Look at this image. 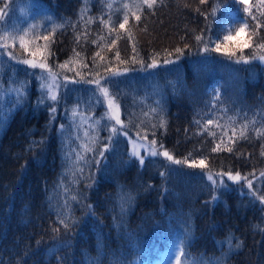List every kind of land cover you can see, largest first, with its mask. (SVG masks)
Segmentation results:
<instances>
[{"label": "trees", "instance_id": "trees-1", "mask_svg": "<svg viewBox=\"0 0 264 264\" xmlns=\"http://www.w3.org/2000/svg\"><path fill=\"white\" fill-rule=\"evenodd\" d=\"M137 2L0 0V11L6 10L8 26L19 29L20 34L28 30L25 40L30 50L43 47L47 42L42 36L52 33L48 63L59 78L66 75L80 79L76 75L79 71L85 79H93L96 73L104 76L107 68L130 69L116 77L117 83L110 87L121 106V119L132 121L126 129L129 136H136L137 131L145 135L143 129H148V140L162 142L176 159L191 152L189 159L206 156L214 173H254L259 177V195H264V177L260 176L264 171V135L255 131L264 133V65L256 62L264 50L245 49V56L257 57L248 64H235L211 52L200 56L202 46L197 45L195 36L204 28L205 19L196 9L209 11L211 0L204 5L199 0H159L154 11L145 7L142 14L136 8H124L125 3ZM250 2L258 15V0ZM70 6L71 12L58 14L60 7ZM125 11L129 23L122 30L119 23ZM133 12L141 15L139 21ZM32 25L39 27L30 28ZM216 28L213 21V31ZM259 31L264 36V28ZM113 39L116 45H111ZM8 43L9 51L20 58H32L20 48L18 39L15 44L11 40ZM134 45L138 55L133 52ZM176 48L183 51L178 60ZM116 51L119 59L115 58ZM97 52L105 59L95 56ZM69 58V67L75 70L59 69L58 65ZM3 59L8 60L7 56ZM165 59L174 62L164 64ZM153 60L158 67L147 68ZM30 73L26 65L15 61L0 69L4 89L9 87L10 77L27 84L18 106L13 107L14 94L3 97L0 264H154L163 261L176 240L179 243L185 238L190 244L185 251L193 258L213 262L223 258L224 264H264V205L253 203L229 187L213 191L200 168L171 163L162 157L146 158L141 166L129 155L124 136H119L111 150L100 157L98 149L108 143L109 135L103 128L97 151L83 153L88 163L77 162L80 145L86 142L87 124L81 126L80 116L73 118L72 110L76 107L86 117L100 119L106 112L103 98L97 104L95 85L67 83L58 92L60 99L53 115L52 101L38 103L39 81ZM216 92L220 100L214 105ZM153 108L162 112L153 113ZM161 116L166 127H159ZM229 117H236L234 127L243 124L245 117L255 120L249 126L248 139L236 140L232 127L224 134L222 126L229 123ZM207 119L214 123L206 125ZM197 120L201 125L196 124ZM108 123L101 120L102 125ZM137 124L142 128L138 129ZM153 124L157 125L155 129ZM236 131L238 134L239 127ZM229 138L234 142L233 152L211 151L221 139L222 147L231 146ZM61 213L68 217L70 228L59 223ZM55 228L59 231H53ZM227 238L233 239L232 252L228 251ZM236 242L241 244L239 249L234 247Z\"/></svg>", "mask_w": 264, "mask_h": 264}, {"label": "snow or ice", "instance_id": "snow-or-ice-1", "mask_svg": "<svg viewBox=\"0 0 264 264\" xmlns=\"http://www.w3.org/2000/svg\"><path fill=\"white\" fill-rule=\"evenodd\" d=\"M159 0H138L137 3H134L132 5H129L127 3L124 4V8L126 10L130 8H136L138 11L143 12V9L146 7L148 10L155 9L156 5L158 4ZM210 0H199V3L201 5L208 4ZM258 12L253 13L252 9L255 7V5H252L250 0H211V8L209 11H201L200 8H197L196 11L198 14L202 15L205 19V26L200 30V34L195 36V40L197 42V45L202 46L201 50L205 53H216L218 56L226 58L228 61L235 63V64H248L252 59H256V56H245L244 50L248 48H258L261 50H264V36H261L260 29L264 28V0H258ZM187 6V5H186ZM243 15L241 16V8ZM108 7H111V5H108ZM225 12L227 13V16H225ZM132 15L134 16L136 21H139L141 19V15L136 14V12H133ZM250 18V19H249ZM109 21H111V18H109ZM213 21H215L217 28L215 31H213ZM92 21L89 20V23ZM254 22V24H253ZM101 23H105L103 20H101ZM129 23V16L128 12L125 11L122 22L119 23L120 29H125V26ZM0 32H2V35H0V69L3 68L4 64L15 61L16 64H23L26 65L28 68L31 69H40V74H37L35 72L30 73V75L35 76L36 79L39 81V88L41 92V98L38 100L39 104H44L46 100H50L53 102L52 106L50 107V113L55 114L56 113V107L55 104L59 101L60 97L58 95V89L61 87L59 83V73L53 69L52 66L48 63V57L52 55L50 51V45L53 42L50 37L52 33H49L48 35H43L42 38L45 43L43 47L37 46L35 50H30L28 47V41L25 40V37L28 35V30H24L23 34H20V30L16 28H12L7 25V21L5 18V14L3 12H0ZM225 25H228L227 29H225ZM238 25V26H236ZM30 28H36L39 26L32 25L29 26ZM146 30V29H145ZM55 31V28H53V33ZM39 38V37H38ZM19 40L20 48L23 49L25 53H28L32 58H20L18 55L14 53V51H9L10 44L8 43L9 40L12 41L13 44H15L16 40ZM80 37L77 36V40L79 41ZM119 39V36L117 37ZM131 39V37H130ZM183 39V38H182ZM95 43V41H93ZM117 40L113 39L111 41V45H116ZM185 47H188V45H185ZM111 50V46H109ZM75 55L77 57L80 56L79 52H76L75 49H73ZM133 52L137 53V49L135 45L133 46ZM175 52L178 54L176 56V59L178 60L180 58V55L183 54V51L181 48H176ZM95 56H100V53L97 52L94 54ZM171 55V53H169ZM7 56L8 60L4 61V57ZM115 58H120L119 51H116ZM101 60H104L105 57L100 56ZM133 61H135V56L132 58ZM259 60L264 61V55H260L258 57ZM72 58H69L68 61H65L64 63H61L58 65L59 69L67 70V71H73L75 70L72 67H69V64L71 62ZM121 63H127L125 60H121ZM174 61L165 59L163 61L164 64L173 63ZM141 67L143 68L144 61L141 60ZM9 66H11L9 64ZM95 66V63H94ZM158 66V62L156 60H153L152 63L147 64V68H155ZM84 68H87V64H83ZM130 71L128 68H124L123 70L117 68L113 70L112 68L105 69V75L100 76L99 73H96V78L93 79H85L84 76L77 71L76 75L80 77V79H70L68 76H64L63 79L65 81V85L67 83H85L90 85H95L94 89V96L96 97L97 104L100 103V98H103V103L106 105L107 111L104 113V115L100 119H93L91 115L85 116L83 112L78 111L76 107L72 110V117L75 118L77 115L80 116V124L83 126L84 124H87V128L84 129V137L86 142L81 143L80 149L81 151H78L76 154V161H85V163H88L86 160V157L83 155V153L87 152H96L99 142V131L101 128L107 130L109 132V135L107 136L108 143L104 144L102 147L98 149V155L100 157L105 156V152L111 150V146L117 142V138L119 136H124L128 138V144L130 147L129 155L132 157H136L141 166L144 164V156H163L165 159L170 161L171 163L175 164H186L190 168H200L204 175L207 177V180L211 182L213 185V191L217 187H223L227 189V184L222 179V177L227 176L229 181H232L233 183H240L241 181H244L249 189V194L254 197L256 200L260 202L261 205H264V195H257V191L253 189V180L249 179L247 175L242 176L239 171H236L233 173L231 170L228 171H221V172H213L207 163V157L203 156L199 158L198 160L195 158L189 159L193 156L191 152L188 153L186 157L183 159H176L174 158L173 154L170 153L169 150L165 148L162 142H159L157 139L153 138L152 140H148L147 132L148 129H143L145 132V135H141L140 131H137L136 138L133 139L131 136H129V132L126 131V129L129 128L130 124L132 123L131 119L127 123H125L121 119V106L118 102L117 97L110 91L111 86H115L117 83L115 78L119 76H123L125 73ZM101 81H104V83H101ZM27 92V84L24 81H17L13 78H9V87L7 89H4L2 86V83H0V124L4 122L5 119V113H4V101L3 97L8 96L11 97L13 94L15 95V105L13 107L18 106L22 100L25 97V94ZM220 100V93L216 92L214 96V105L216 102ZM11 111V109H10ZM153 113H157L158 111L162 112V109L153 108L151 109ZM145 116L148 115V113H144ZM106 119L109 121L108 124H101V120ZM245 122L243 124H240L238 126L235 125L236 117H229V123L222 126V130L224 131V134H227V128L232 127V135L235 137L236 140L240 139H248V131L250 124L254 125L255 120L248 121L245 117ZM114 121L115 123H111ZM214 123L213 119H207L206 125H212ZM197 125H201V121H196ZM119 126V127H117ZM219 126V125H218ZM63 125H61V129H63ZM136 127L138 129L142 128V124H137ZM152 129H155L157 127L156 124H153ZM159 127H166V121L161 116V119L159 121ZM236 127H239V133L237 134ZM202 130H207L206 126H202ZM257 135H264V133L261 132L260 129H255ZM199 135V133H197ZM153 137H155V132H152ZM209 135H212L215 137V133L210 132ZM231 146L224 145L223 139H221V143H217L215 147L211 149L212 152H218V151H227V152H233L234 151V142L232 141V138H229ZM261 156H264V145L261 146ZM141 149H143L144 155H141ZM96 163H99V160L96 161ZM81 173L83 172V169H78ZM161 176H164L165 173L161 172ZM254 177L253 174H249ZM260 176L264 177V171L260 172ZM216 177H220L219 181L216 179ZM89 187L91 185H88ZM72 199H76L75 196L72 197ZM124 199V197H122ZM130 199V197L128 198ZM217 199L216 196H213V200ZM91 208V206H88ZM264 210V209H262ZM61 219H59V223L62 224L65 229L70 228V225L68 223V217L64 216L63 213L60 214ZM53 231L58 232L59 229L55 228ZM227 244L229 246L228 251H233V239L227 238ZM223 245V242H222ZM190 244L187 242L186 238L180 240L179 244L173 249V258L175 259L176 264H224L223 258H217L214 262L212 260L205 261L202 257L200 258H193L185 251V248L189 247ZM235 249H239L241 247V244L239 242H236L234 245ZM228 253H224V256H227Z\"/></svg>", "mask_w": 264, "mask_h": 264}, {"label": "rangeland", "instance_id": "rangeland-1", "mask_svg": "<svg viewBox=\"0 0 264 264\" xmlns=\"http://www.w3.org/2000/svg\"><path fill=\"white\" fill-rule=\"evenodd\" d=\"M0 12H3L5 15H6V10H2V11H0ZM1 35V34H0ZM0 51H2V49H0ZM200 53H202L200 56H207L209 53H205V52H203L202 50L200 51ZM4 58H6V56L4 57ZM256 62H258L260 65H264V61H261V60H258V61H256ZM158 67V66H157ZM156 68V67H155ZM30 70H31V72H35V73H37V74H40V69H31V68H29ZM104 81H101V83H103ZM59 83H60V85L61 86H64L65 85V81H64V79H62V78H59ZM38 89H39V91H40V88H39V86H38ZM62 89V87H59V89L57 90L58 92H59V90H61ZM104 106L105 107H103V108H105V111H107V108H106V105L104 104ZM111 123H115L114 121H112ZM117 127H119V126H117ZM133 139H135L136 138V136H131ZM127 141H128V138H127ZM129 145V144H128ZM131 146L129 145V148H130ZM141 151V155H144V152H143V149H141L140 150ZM153 156H150V155H148V156H144V160L146 159V158H152ZM156 157H162V158H164L163 156H156ZM134 158H136V157H134ZM137 159V158H136ZM248 177H249V179H252L253 180V189L254 190H256L257 191V195H259V191H258V184H259V177H255V178H253V176L252 175H249V174H246ZM242 176H245V175H242ZM216 179L219 181V179H221L220 177H216ZM222 179L225 181V183L227 184V186L229 187V189H232V190H237L239 193H241V194H243V195H246L253 203H255V204H258V205H261L260 204V202L258 201V200H256L254 197H252L250 194H249V189H248V187H247V185L245 184V182L244 181H241L240 183H233L232 181H229L228 180V178H227V176H224V177H222ZM231 184V185H230ZM230 185V186H229ZM227 187V188H228ZM179 243L177 242V240L175 241V244H174V246H173V248L171 249V251H170V253L168 254V255H166L165 257H164V259H163V261H159V262H156V263H154V264H176V262H175V259L173 258V249L178 245Z\"/></svg>", "mask_w": 264, "mask_h": 264}, {"label": "bare ground", "instance_id": "bare-ground-1", "mask_svg": "<svg viewBox=\"0 0 264 264\" xmlns=\"http://www.w3.org/2000/svg\"><path fill=\"white\" fill-rule=\"evenodd\" d=\"M71 9H73L72 6H70L69 9H66L65 7H60V9H59V11H58V14H59L60 16H65V15L68 13V12H66V11L71 12ZM59 15H58V16H59Z\"/></svg>", "mask_w": 264, "mask_h": 264}]
</instances>
